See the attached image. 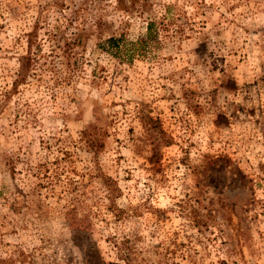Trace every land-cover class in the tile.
Listing matches in <instances>:
<instances>
[{
	"label": "rangeland",
	"instance_id": "rangeland-1",
	"mask_svg": "<svg viewBox=\"0 0 264 264\" xmlns=\"http://www.w3.org/2000/svg\"><path fill=\"white\" fill-rule=\"evenodd\" d=\"M0 264H264V0H0Z\"/></svg>",
	"mask_w": 264,
	"mask_h": 264
},
{
	"label": "trees",
	"instance_id": "trees-1",
	"mask_svg": "<svg viewBox=\"0 0 264 264\" xmlns=\"http://www.w3.org/2000/svg\"><path fill=\"white\" fill-rule=\"evenodd\" d=\"M111 38L108 39V43L111 42ZM110 46H114L113 44H110ZM19 74H20V78L19 80L24 79L25 75L27 74L26 72L29 69L30 66V56L29 54L21 56L19 59ZM76 228V227H75ZM77 230H79V227L76 228Z\"/></svg>",
	"mask_w": 264,
	"mask_h": 264
}]
</instances>
